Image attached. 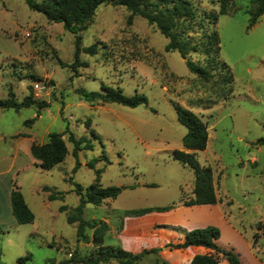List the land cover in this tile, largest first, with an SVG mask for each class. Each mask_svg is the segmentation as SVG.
<instances>
[{"label": "rangeland", "instance_id": "obj_1", "mask_svg": "<svg viewBox=\"0 0 264 264\" xmlns=\"http://www.w3.org/2000/svg\"><path fill=\"white\" fill-rule=\"evenodd\" d=\"M191 1L198 11L220 8L219 0ZM252 7L250 0H235L233 10L220 15L215 25L220 59L234 76L233 91L225 98L215 82L193 73L178 51L165 50L168 39L154 24L141 15L129 22L124 5L100 4L86 28L73 33L30 9L25 0H0V98L11 87L22 100L31 86L34 99L48 103L40 115L36 105L0 109V193L15 182L35 214L30 223L0 221V264H59L71 255L96 254L94 229H86L87 239L79 237L78 223H70L60 206L75 207L79 195L74 182L86 188L98 170L102 186L122 188L116 198L100 205L88 202L84 208L85 219L109 224L105 245H122L119 233L125 224L158 210L131 211L175 207L192 196L195 171L172 156L174 149H183L187 132L174 102L208 124V144L197 157L201 165L212 167L231 224L223 227L224 248L217 240L218 245L236 252L241 264H253L254 257L256 264H264V13L248 27ZM77 35L82 47L96 43L97 53L81 51L76 58ZM193 57L202 59L199 53ZM103 85L121 88L126 95L142 93L148 103L131 107L87 100L79 92L101 91ZM50 132L63 135L69 153L44 169L29 147L47 141ZM70 136L90 139L92 146L81 142L76 157ZM52 192L63 197L49 199ZM233 226L244 239L233 235ZM175 244L165 245L168 256L163 246L145 247L138 252L146 251L139 264H174Z\"/></svg>", "mask_w": 264, "mask_h": 264}, {"label": "trees", "instance_id": "obj_2", "mask_svg": "<svg viewBox=\"0 0 264 264\" xmlns=\"http://www.w3.org/2000/svg\"><path fill=\"white\" fill-rule=\"evenodd\" d=\"M30 9L40 12L52 22L62 23L66 30L79 33L86 28V24L94 16L97 7L102 3L113 5H124L130 11L129 22L136 15H141L150 24H154L163 33L168 42L165 45L166 51H178L189 69L204 81H213L221 89L223 96L227 98L233 91V73L230 67L220 59L221 38L216 23L220 15L229 14L235 5V0H219L220 8L217 11H198L191 0H25ZM253 7L249 11V25L253 27L264 13V0H250ZM81 36L76 37L75 57L81 51L91 54L97 53V44L82 47L80 45ZM199 53L202 59H194L193 54ZM30 93L22 100H18L15 92L10 87L8 96L0 98V109L21 108L37 106V115L41 114V109L48 105L45 101L34 99L32 87ZM79 92L87 100L99 99L104 102H117L123 105L135 107L139 104H147V97L139 92L134 95H126L121 88L103 85L101 91H88L80 88ZM178 119L187 127V132L183 137V149H174L172 156L194 169L195 184L193 188L194 197L184 200L185 204H212L218 201L216 186L214 182V172L211 166L199 163L197 152L207 147L209 140L208 124L197 113L191 109L174 102ZM33 118L26 123L31 124ZM74 143L73 154L77 157L80 143L85 142L87 147H91L90 139L81 137L75 139L70 136ZM31 154L39 162V166L44 169H51L62 162L69 153V147L59 132H50L48 140L43 143L33 142L31 144ZM79 164L77 160L76 166ZM94 166V161L89 163ZM76 193L79 195V203L68 210L66 205L60 206V210L67 211V220L70 223L77 222V235L87 239L86 229H94L93 242L99 247L98 252L91 256L64 259L59 264L82 263L99 264L109 263L116 260L118 264H139L142 253H131L121 247L105 245V235L109 230L106 221L87 220L83 217L86 203L100 205L106 198H116L122 188L119 186H102L100 183V170L94 183L83 188L79 183L74 182ZM49 190V187H46ZM57 193H50L49 199L63 197ZM61 194H63L61 192ZM12 212L17 222L30 223L35 219V214L29 207L24 194L19 186L14 182L11 189ZM173 206L149 207L131 212L144 214L151 210L164 211ZM221 236L218 226L208 225L189 230L185 233V240L177 243L174 247H187L190 245L205 246L223 253L230 264H241L238 254L232 250H223L217 243ZM24 257L19 258L23 260ZM189 264H221L218 259L210 254H196Z\"/></svg>", "mask_w": 264, "mask_h": 264}, {"label": "crops", "instance_id": "obj_3", "mask_svg": "<svg viewBox=\"0 0 264 264\" xmlns=\"http://www.w3.org/2000/svg\"><path fill=\"white\" fill-rule=\"evenodd\" d=\"M30 148L31 145L29 149ZM11 189L12 188L9 186H6L4 193H0V221L2 222L6 220L16 222V218L12 212ZM193 197L194 194L184 198L175 207L169 210L151 211L141 215L135 219L136 222L132 219L131 221H133L134 224L131 225L130 223L128 227L127 224H125L124 228L120 231L119 238L122 245H118V247H121L131 253H138L145 247L163 246V250L165 251L164 254L168 256L170 255V252L167 250L165 245L171 242H183L185 240V234L168 227H161V225L179 226L185 230H191L213 224L219 226L221 229L222 236H220L218 242L219 245L224 248L223 227H227L228 224L229 226L231 225L228 216L226 215V211L224 210V206H226L225 202L217 194L218 201L216 203L191 205L184 203V200H189ZM3 216H6V218ZM230 230L234 232L233 235H236L241 239L243 238L241 231H236L234 226ZM225 249L229 250L228 247ZM176 252L178 254L177 257H173L171 259L174 264H189L193 257L200 253L215 256L221 264H230L227 257L223 253L205 246L190 245L178 248ZM253 264H256L255 257L253 258Z\"/></svg>", "mask_w": 264, "mask_h": 264}]
</instances>
